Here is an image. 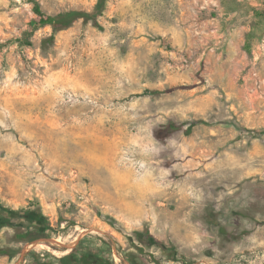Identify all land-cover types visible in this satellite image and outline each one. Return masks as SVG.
Returning <instances> with one entry per match:
<instances>
[{
    "label": "rangeland",
    "instance_id": "1",
    "mask_svg": "<svg viewBox=\"0 0 264 264\" xmlns=\"http://www.w3.org/2000/svg\"><path fill=\"white\" fill-rule=\"evenodd\" d=\"M35 1L96 3L0 0V199L55 228L32 243L3 228L19 253L0 264L84 238L114 264H264V33L247 49L251 19L225 0H109L101 28L28 44Z\"/></svg>",
    "mask_w": 264,
    "mask_h": 264
},
{
    "label": "trees",
    "instance_id": "2",
    "mask_svg": "<svg viewBox=\"0 0 264 264\" xmlns=\"http://www.w3.org/2000/svg\"><path fill=\"white\" fill-rule=\"evenodd\" d=\"M227 11H235L240 9L244 16L246 14L251 19V29L247 34L246 47L250 50L252 44L260 31L264 33V0H260V6L250 7L247 4L238 0H225ZM109 0H96L94 7L91 10L69 9L61 11L57 14L46 13L39 2H34V13L36 18L34 26L26 33V43L30 44V36L35 29L42 26H51L52 34L46 38L45 43H50L54 40L57 32L70 27L76 20L83 19L91 21L95 26L101 28L99 19L105 14ZM20 40L19 37L15 38ZM159 92V91H157ZM174 130L175 126H169ZM216 221V220H215ZM5 227L15 229L14 239L18 242L32 243L38 239L50 237L55 228L51 225L49 219L43 212L38 203H33L28 207L19 209L12 208L5 204L0 199V230ZM220 230L224 228L220 226ZM150 238H152L149 235ZM87 238L81 240L79 245L70 253L61 257L53 256L49 253L40 254L35 250L30 251L26 264H114L108 255V250L102 247L90 248L84 246ZM19 250L10 246L0 247V256L9 258L15 257ZM158 264H161L158 262Z\"/></svg>",
    "mask_w": 264,
    "mask_h": 264
}]
</instances>
